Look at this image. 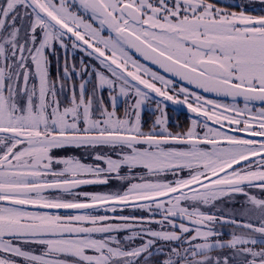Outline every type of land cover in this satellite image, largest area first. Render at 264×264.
I'll use <instances>...</instances> for the list:
<instances>
[{"label":"snow or ice","instance_id":"obj_1","mask_svg":"<svg viewBox=\"0 0 264 264\" xmlns=\"http://www.w3.org/2000/svg\"><path fill=\"white\" fill-rule=\"evenodd\" d=\"M0 264H264V7L0 0Z\"/></svg>","mask_w":264,"mask_h":264},{"label":"flooded vegetation","instance_id":"obj_2","mask_svg":"<svg viewBox=\"0 0 264 264\" xmlns=\"http://www.w3.org/2000/svg\"><path fill=\"white\" fill-rule=\"evenodd\" d=\"M232 2H236V1L232 0ZM244 3H250L251 6L253 8H255L256 10L263 7V6L256 5V3L251 2L250 0L249 1L245 0ZM257 11H259V10H257ZM67 56H68V59L70 62L76 63L77 67H79L81 59H83L84 63H86V64H95L97 66V68L101 67L99 65V63L94 59V57H89L82 49L73 50V49L69 48L67 50ZM49 58L52 61V64H51L52 77H53V79H57L58 74L62 73V66H63L64 59H65V51L63 49L59 48V46H57L56 47V55L50 56ZM150 66H152V65H150ZM160 71H162V70H160ZM76 83H79L78 79H76ZM104 95H105V97H107V91L104 92ZM61 99H64V97L62 96ZM123 103H124V101L121 100L119 108L123 109ZM154 108H155L154 102L145 105L143 118L147 121L146 127L150 126L152 123V120L155 119V116L159 115L158 112L154 113L152 111V109H154ZM167 113H168V119H169V127L173 128L174 130L178 126H185L186 127L187 124L189 123L191 116H192V114H190L187 111L186 107L179 106V105H172L171 102H169V107L167 108ZM78 152H79V150H70L69 154L78 155L77 154ZM85 188H88V189H85ZM91 188H93V189H91ZM117 188H119L118 184L113 183L110 185L111 190H115ZM110 189L106 188L104 186L90 185V186L83 187L82 189H80V191L81 190H83V191H108ZM129 210H130L129 211L130 213L133 211L132 209H129ZM126 212H127V210H125L124 214H126ZM137 214H140L138 210H137Z\"/></svg>","mask_w":264,"mask_h":264},{"label":"rangeland","instance_id":"obj_3","mask_svg":"<svg viewBox=\"0 0 264 264\" xmlns=\"http://www.w3.org/2000/svg\"><path fill=\"white\" fill-rule=\"evenodd\" d=\"M236 2H242V3H244L245 2V0H235ZM247 1H249V0H247ZM251 2H254V3H256V5H259V6H262L260 3H259V0H250ZM255 5V6H256ZM264 7V6H263ZM257 10H260V9H257ZM123 105H124V103H123ZM118 111L119 112H123V109L122 108H118ZM144 113V112H143ZM78 155H81V153H80V151L77 153ZM86 162H91L90 160H86ZM85 189H88V188H85ZM91 189H93V188H91ZM81 191H83V190H81ZM130 210L129 209H127V212H126V214H130V212H129Z\"/></svg>","mask_w":264,"mask_h":264},{"label":"water","instance_id":"obj_4","mask_svg":"<svg viewBox=\"0 0 264 264\" xmlns=\"http://www.w3.org/2000/svg\"><path fill=\"white\" fill-rule=\"evenodd\" d=\"M137 56H138V54H137ZM149 64H150V62H149ZM151 65V64H150ZM154 67H157V66H154ZM163 71V70H162ZM178 79V78H177Z\"/></svg>","mask_w":264,"mask_h":264},{"label":"trees","instance_id":"obj_5","mask_svg":"<svg viewBox=\"0 0 264 264\" xmlns=\"http://www.w3.org/2000/svg\"><path fill=\"white\" fill-rule=\"evenodd\" d=\"M225 238H227V237H225Z\"/></svg>","mask_w":264,"mask_h":264}]
</instances>
